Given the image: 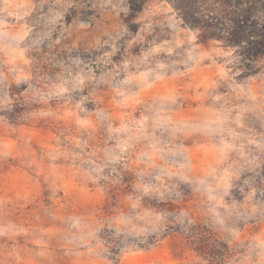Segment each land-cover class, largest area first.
I'll return each instance as SVG.
<instances>
[{"label": "clouds", "instance_id": "1", "mask_svg": "<svg viewBox=\"0 0 264 264\" xmlns=\"http://www.w3.org/2000/svg\"><path fill=\"white\" fill-rule=\"evenodd\" d=\"M0 264H264V0H0Z\"/></svg>", "mask_w": 264, "mask_h": 264}]
</instances>
